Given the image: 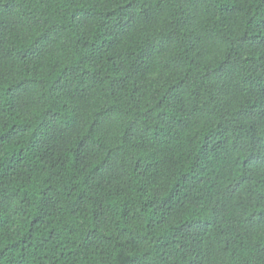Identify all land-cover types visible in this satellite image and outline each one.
<instances>
[{
  "label": "trees",
  "instance_id": "1",
  "mask_svg": "<svg viewBox=\"0 0 264 264\" xmlns=\"http://www.w3.org/2000/svg\"><path fill=\"white\" fill-rule=\"evenodd\" d=\"M0 264H264V0H0Z\"/></svg>",
  "mask_w": 264,
  "mask_h": 264
}]
</instances>
